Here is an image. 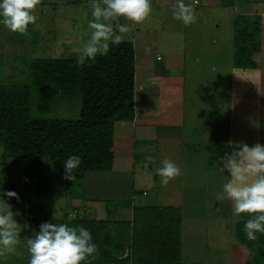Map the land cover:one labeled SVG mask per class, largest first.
I'll use <instances>...</instances> for the list:
<instances>
[{
    "label": "rangeland",
    "instance_id": "374dc122",
    "mask_svg": "<svg viewBox=\"0 0 264 264\" xmlns=\"http://www.w3.org/2000/svg\"><path fill=\"white\" fill-rule=\"evenodd\" d=\"M237 1L244 5L243 0ZM89 3L90 0H41L36 15L37 23L44 26L43 31L30 25L28 32L20 35L0 25V83L29 81L23 74L28 72V66L33 63V59H76L79 49L90 34L87 27L88 19L91 18ZM243 9L244 7H241L240 12ZM194 11L197 20L188 26H182L179 20L173 19L170 8L162 2L152 5V13L140 24H134L122 17L113 21L128 24L129 32L125 34L123 41L133 42L131 44L137 56L141 52V38L146 47V55H150L151 59L157 55L172 60L181 52L185 55L182 57L187 103L184 108L182 141L167 143L174 147H167L168 151L165 152L169 153L163 155L157 152V146L162 143L156 140V137L141 142V138L136 135L139 142L135 143L134 151L139 153L134 154L132 161L128 157L123 166L126 163L128 168L131 166L133 169L129 174L135 186L133 206L149 205L154 209H167L166 211L173 207L179 216L182 231L176 239L179 240L177 244L180 248L181 264H244L250 258V252L234 241L232 227L237 218L232 214V202L215 198V193L221 190L225 179V174L218 168L219 153L215 155V151L209 152L207 149L209 145L214 147L215 143L224 137V127L221 125L223 121L229 122L232 115L230 75L234 73L231 67L234 8L226 4L212 9L197 7ZM234 74L239 75L236 71ZM209 82L213 87L217 84L222 87L217 96L213 95V100L203 93ZM192 86L195 87L196 94L188 91V87ZM212 92L215 93L214 90ZM235 95L240 97V91L233 94V97ZM32 98L34 113L43 108L37 104L45 103V108L52 106L45 102V98L36 99L38 97L35 92L32 93ZM191 101L198 108L195 113L188 108V102ZM75 105V101H70L69 104L59 101L51 108V114L76 118L78 110ZM214 105L222 109L223 113L221 118L216 111L214 112L218 116L213 115L210 118L208 115L209 125L203 109ZM248 109L244 104H236L233 115L242 114ZM204 119L208 125L203 122ZM194 120L196 124H191ZM210 127L213 130L210 131ZM153 130L155 128L148 129V135ZM4 154L3 145L0 144V188L14 190L19 194V201L12 198L8 202L13 211H20L21 215L17 219L21 223L28 222L31 225V228L21 233L22 240L31 235V229L38 230L43 221L55 222L74 218L113 221L130 213L129 204L119 207L120 202L113 199L103 203L101 199L85 202L84 181L56 190L53 167L47 158L27 162L24 159L4 157ZM164 158L176 162L181 169L180 175L168 184H162L155 172L156 168L162 166L161 160ZM143 192L146 195H143ZM74 199H79V202H72ZM98 201L100 203H97ZM83 203L87 204V207L79 206ZM138 210L140 209L136 208L134 211ZM54 213L57 216L55 221ZM18 247L21 253L19 256L8 255L6 258H0V264H27L26 248L23 244Z\"/></svg>",
    "mask_w": 264,
    "mask_h": 264
},
{
    "label": "trees",
    "instance_id": "16d2710c",
    "mask_svg": "<svg viewBox=\"0 0 264 264\" xmlns=\"http://www.w3.org/2000/svg\"><path fill=\"white\" fill-rule=\"evenodd\" d=\"M246 1L264 3V0L242 2ZM233 29V66L251 69L252 56L260 48V17L238 16ZM32 61L28 72L23 74L29 81L0 83V144L4 157L27 162L49 159L56 190L83 181L86 173L110 171L113 124L134 118L132 44L122 42L111 47L107 55H98L87 67H77L76 59ZM33 91L36 99L45 98L51 108L59 101L68 104L75 101L78 116L72 119L54 116L51 108L44 107L45 103L37 104L43 108L34 113ZM69 155L81 157L74 181L63 178L62 163ZM155 209L134 211L132 221L74 218L55 222L81 224L91 232L99 248L91 264H181L176 239L182 231L180 218L174 209ZM246 218L247 214H242L236 219L232 227L234 241L250 252L244 264H264V234H258L255 241L246 239L242 231Z\"/></svg>",
    "mask_w": 264,
    "mask_h": 264
},
{
    "label": "clouds",
    "instance_id": "9594fccd",
    "mask_svg": "<svg viewBox=\"0 0 264 264\" xmlns=\"http://www.w3.org/2000/svg\"><path fill=\"white\" fill-rule=\"evenodd\" d=\"M40 3L41 0H0V25L17 34L27 33L30 25L43 31L44 26L37 23L36 15ZM89 6L91 18L87 27L90 34L79 49L77 67H87L98 55H107L111 47L123 42L129 26L113 21L122 17L140 24L152 13V0H90ZM170 12L173 19L185 26L197 20L194 5L185 0H173ZM229 147L230 151L219 157L218 168L225 179L215 198L231 201L232 214L237 220L247 214L242 231L246 239L255 241L258 234H264V144L233 141L229 142ZM62 164L63 178L74 181L81 157L69 155ZM161 165L155 172L162 184L180 175L181 169L176 162L164 158ZM12 198L20 199L16 191L0 188V258L19 256L18 246L23 244L28 254L27 264H91L96 259L98 245L91 232L81 224L43 221L38 230L31 229V235L22 240L21 233L31 225L17 219L21 213L13 211L8 202ZM56 218L54 213L53 220Z\"/></svg>",
    "mask_w": 264,
    "mask_h": 264
},
{
    "label": "crops",
    "instance_id": "0c3cea01",
    "mask_svg": "<svg viewBox=\"0 0 264 264\" xmlns=\"http://www.w3.org/2000/svg\"><path fill=\"white\" fill-rule=\"evenodd\" d=\"M188 1L194 5V9H197V7H207L208 9H212L213 7L227 4L234 8L232 23L238 16L254 14L260 17V48L259 53L256 55L253 54L252 56L254 66L251 69L246 70L236 69L233 66L232 56L231 67L234 73L235 71L236 74L239 73L237 76H235L234 73L232 76L230 75V92L232 95L230 114L232 115H230L231 118L229 122L223 121V125H221L222 128L224 127V137H222L221 141L219 140L215 143L214 147L209 145L207 149L209 152L215 151V155H217L218 152L220 157L225 151H230L229 142L243 141L249 145L256 142L264 144V3L255 4L246 1V3L242 2L244 4L242 5L239 4L237 0ZM156 2H162L165 6L171 8L173 0H152V5L155 6ZM185 2H187V0H185ZM241 7H244L242 10L243 13L240 12ZM140 46L141 52L139 56H137L134 51V118L129 122L117 121L113 124V142L111 148L113 161L111 170L107 172H89L86 173L83 179L85 184V202L101 199L100 201L103 203L105 201L111 202L110 199H113L115 202H120L119 207L128 204L130 205L131 208L128 207L130 209L129 215L115 219L119 221H132L134 210L136 208L153 207L142 204L137 206L132 205L135 197L133 195L135 192V186L134 180L131 179L129 174L133 172V169L131 166L128 168L126 163L125 166H123V163L128 157H130L132 161L136 155L135 153H139L134 151L135 143L139 142L136 139V135L141 138V142H146L147 139L156 137V140H159L162 143V145L157 146V152L159 154L167 155L169 152H165L168 151L166 148L174 147L173 145L169 146L167 143L174 144L175 140L182 141V129L185 125L184 108L187 102H185V75L182 57L185 56L184 53H179V56L172 58V60L168 57L165 58L157 55L151 59L150 55H146V47L142 44V38L140 40ZM133 50H135L134 46ZM193 56H195V54H193ZM232 69L230 73H232ZM226 84L223 88H225ZM234 86L237 87L234 88ZM221 88L218 84L213 87L209 82L204 88L203 93L207 94V98L210 96L213 100V95L217 96L219 94L218 91H222L220 90ZM212 90H214V94ZM188 91L192 94H196L194 86L188 87ZM239 91L240 97H236V95L233 97V94ZM236 104H244L245 106H248L249 109L242 114L239 113L238 115H233V110L236 107ZM188 108L192 109L194 113L198 110L193 101L188 102ZM214 111L219 113V116L223 113L222 109H219L216 105L204 107L203 109V114H207L209 125V117L212 118L213 115L218 116ZM207 120L204 119L203 122L208 125ZM190 123L196 124V120L191 121ZM153 128H155V130L148 135L150 131L147 130ZM130 130L131 132H129ZM211 130H213L212 127H210V131ZM227 148H229V150H227ZM145 154L148 156L147 153ZM209 157L211 158L210 153ZM153 186L155 187V185ZM142 194L146 195L145 192ZM75 201L79 202V199H74L72 202ZM100 201L97 203H100ZM92 204L95 203L92 202ZM79 206L87 207V204L83 203ZM169 208L173 209V207ZM127 217L129 219H127Z\"/></svg>",
    "mask_w": 264,
    "mask_h": 264
}]
</instances>
